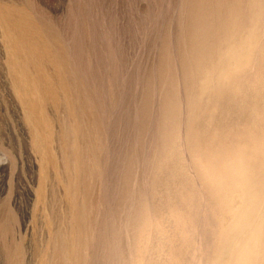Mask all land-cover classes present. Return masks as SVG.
<instances>
[{"label": "rangeland", "instance_id": "rangeland-1", "mask_svg": "<svg viewBox=\"0 0 264 264\" xmlns=\"http://www.w3.org/2000/svg\"><path fill=\"white\" fill-rule=\"evenodd\" d=\"M0 81V264H129L139 228L151 264H209L248 195L223 200L264 198V0H0Z\"/></svg>", "mask_w": 264, "mask_h": 264}, {"label": "bare ground", "instance_id": "bare-ground-1", "mask_svg": "<svg viewBox=\"0 0 264 264\" xmlns=\"http://www.w3.org/2000/svg\"><path fill=\"white\" fill-rule=\"evenodd\" d=\"M7 2V1H6ZM8 3V2H7ZM10 4V3H9ZM251 4V3H250ZM256 4V3H255ZM10 7V6H9ZM13 7V6H12ZM11 7V8H12ZM13 9H15V8H13ZM9 10H11V9H9ZM9 10H6L4 13H3V15H2V20H3V22H7V20H9V18H10V16H11V14H10V11ZM15 11V10H14ZM17 11V10H16ZM23 11H25L26 12V10L24 9ZM12 12H13V10H12ZM11 12V13H12ZM16 13V12H15ZM14 13V14H15ZM13 14V13H12ZM230 14V13H229ZM21 15V14H20ZM14 17V16H13ZM15 18V17H14ZM260 18V17H259ZM15 19H17V17L15 18ZM21 19V18H20ZM261 19V18H260ZM13 21V20H12ZM18 21V20H17ZM16 22V21H15ZM30 22H32V21H30ZM17 23V22H16ZM263 23V22H262ZM22 24H24V23H22ZM9 25V24H8ZM17 25V24H16ZM28 25V24H27ZM31 25V24H30ZM10 26V25H9ZM24 26V25H23ZM11 27V26H10ZM29 27V26H28ZM28 27H26V29H28ZM8 28V27H7ZM13 29H15V28H13ZM32 29V28H31ZM16 30V29H15ZM10 31V30H9ZM11 31H13L12 29H11ZM10 31V32H11ZM30 31V30H29ZM15 32V31H14ZM13 32V33H14ZM17 32V31H16ZM22 32V31H21ZM12 33V32H11ZM38 33V32H37ZM18 34V33H17ZM31 34V33H30ZM2 35V34H1ZM6 35V34H5ZM16 35V34H15ZM25 36H28L27 35V33H26V35ZM3 37H4V35H3ZM22 37V36H21ZM30 37V36H29ZM33 37V36H32ZM248 37V36H247ZM26 38V37H25ZM25 38H21V39H25ZM20 39V40H21ZM32 39V38H31ZM3 40V39H2ZM25 41H27L26 39H25ZM24 42V41H23ZM28 42V41H27ZM24 44H25V42H24ZM18 45V44H17ZM22 46V45H21ZM25 46V45H24ZM233 46V45H232ZM26 47V46H25ZM20 47H18V49H19ZM49 49V48H48ZM228 49H230L229 50V53H231V55L233 54L234 56L236 55V54H239L241 51H240V49L239 48H237L236 47V45H234L232 48L231 47H229ZM13 50V49H12ZM25 50V49H24ZM39 51V50H38ZM25 52V51H24ZM28 52V51H27ZM27 52L25 53L26 55H27ZM30 52V51H29ZM12 53V52H11ZM19 53V52H18ZM31 53V52H30ZM35 53V52H34ZM37 53V52H36ZM48 53V52H47ZM49 54V53H48ZM38 55V54H37ZM232 55V56H233ZM35 56V55H34ZM45 56H47V55H45ZM50 56V55H49ZM29 57V56H28ZM38 57V56H37ZM227 58L228 59H230L231 57L230 56H227ZM29 59V58H28ZM51 59V58H50ZM53 62V61H52ZM243 62H245L244 60H243ZM2 65V64H1ZM60 65V64H59ZM235 64H232V66H230V73L237 67V66H234ZM5 68V67H4ZM60 69H62V68H60ZM225 70V69H224ZM59 71V70H58ZM36 73V72H35ZM34 73V74H35ZM58 73V72H57ZM42 74V73H41ZM59 74V73H58ZM33 76V75H32ZM36 76V75H35ZM43 76V75H42ZM47 78L46 79H49L48 78V76H46ZM3 78V77H2ZM12 78V77H11ZM39 78H40V76H39ZM42 78V77H41ZM44 81H45V79H43ZM55 78H54V81L53 82H55ZM57 80H58V78H57ZM44 81L41 83V84H39L38 82H37V79H31V78H25V77H20V76H14L12 79H11V82L13 83V84H16L17 86H16V88H14V90H15V92H16V95H17V97L20 99V100H23V101H21V104H22V106L23 105H28L29 104V101L28 100H26V98L27 97H30V98H32V97H35V100H38L39 101V99H40V95H42L43 94V92L41 91V90H44V93L45 94H47L48 93V95H51L52 94V89H53V91H54V88H50V87H48L49 86V84H51L52 83V81H51V83L49 82V84L46 82V83H44ZM1 82V81H0ZM57 82V81H56ZM64 82V81H63ZM59 83V82H58ZM62 84V83H61ZM12 85V84H11ZM52 85H55V83H53ZM65 85H66V83H65ZM5 86H8V85H5ZM63 86V85H62ZM12 87H13V85H12ZM65 87V86H64ZM56 88V87H55ZM64 89V88H63ZM63 89H61V90H63ZM65 89H67V88H65ZM8 90V89H7ZM55 91H56V89H55ZM66 91V90H65ZM57 92V91H56ZM55 93V92H54ZM67 93V92H66ZM45 94H43V96L45 95ZM59 93H55L54 95H58ZM60 95V94H59ZM58 95V96H59ZM46 96V95H45ZM44 96V97H45ZM52 96V95H51ZM50 96V97H51ZM50 97H49V100H50ZM56 97V96H55ZM54 97V98H55ZM13 98V97H12ZM42 98V97H41ZM48 98V97H47ZM59 98H60V96H59ZM68 98V97H67ZM43 100V99H42ZM48 100V101H49ZM51 100H52V98H51ZM11 101H12V99H11ZM44 101V100H43ZM46 101V100H45ZM53 101V100H52ZM56 101H57V98H56ZM61 101H62V99H61ZM13 102V101H12ZM47 102V101H46ZM54 102V101H53ZM15 103V102H14ZM17 103V102H16ZM55 103V102H54ZM58 103H61V102H58ZM45 104V103H44ZM70 104V103H69ZM33 105V104H32ZM54 105H56V104H54ZM35 106H36V103H35ZM32 107H34V105L32 106ZM53 107V106H52ZM58 107H59V104H58ZM68 107V106H67ZM18 108V107H17ZM34 108H36V107H34ZM55 108H57V106L55 107ZM32 109V108H31ZM48 109V108H47ZM39 110V109H38ZM45 110V109H44ZM55 110V109H54ZM70 110V109H69ZM18 111V110H17ZM40 111V110H39ZM15 113V112H14ZM35 112H33V114H34ZM37 113V112H36ZM38 119H39V117H40V115H36V114H34ZM33 115V116H34ZM39 116V117H38ZM49 116V115H48ZM184 116H185V119H187V120H189V118H190V114H189V111H187L186 113H184ZM189 116V117H188ZM42 118V117H41ZM49 118V117H48ZM19 119V118H18ZM24 119V118H23ZM37 119V120H38ZM25 121V120H24ZM42 121V120H41ZM20 122H21V118H20ZM25 123V122H24ZM37 123V122H36ZM44 123V122H43ZM26 124V123H25ZM39 124V123H38ZM43 125V124H42ZM51 126V125H50ZM57 126V125H56ZM26 127H28V126H26ZM42 127V126H41ZM58 127V126H57ZM24 129V128H23ZM32 129V128H31ZM30 129V130H31ZM28 130V129H27ZM44 131V130H43ZM29 132V131H28ZM36 132V131H35ZM32 133V132H31ZM25 134V133H24ZM49 135V134H48ZM56 136V135H55ZM29 138V137H28ZM43 139V138H42ZM49 139V138H48ZM59 139V138H58ZM63 141V140H62ZM186 143H187V141H185ZM64 144V143H63ZM62 144V145H63ZM25 146V145H24ZM62 149V148H61ZM59 151V150H58ZM191 151V150H190ZM56 152H57V150H56ZM29 153V152H28ZM40 154V153H39ZM62 154V153H61ZM5 156L3 155V158H4ZM29 157H31L30 155H29ZM3 158H2V165L3 166H5L4 164V162H3ZM44 158V157H43ZM48 158V157H47ZM6 159V158H5ZM4 159V160H5ZM42 159V158H41ZM45 159V158H44ZM44 159H42V160H44ZM58 159V158H57ZM60 159V158H59ZM1 160V159H0ZM31 161V160H30ZM32 161H34V160H32ZM40 161V160H39ZM46 161V160H45ZM245 161V163L246 162H248V159H246V160H244ZM37 162V161H36ZM50 162H51V160H50ZM0 163H1V161H0ZM30 163V162H29ZM34 163V162H33ZM40 163H42V162H40ZM46 163V162H45ZM49 163V162H48ZM53 163V162H52ZM245 163H243L245 166H243V168L240 166L241 164H242V161H238L237 162V165L235 166L236 168H242V169H244V170H246L247 169V167H248V164H245ZM6 164H7V162H6ZM11 164V163H10ZM13 164V163H12ZM55 164H56V162H55ZM242 164V165H243ZM8 165V164H7ZM14 165V164H13ZM30 165H32V163L30 164ZM46 165V164H45ZM51 165V164H50ZM53 165V164H52ZM35 166V165H34ZM41 166H43L42 164H41ZM9 167V166H8ZM30 167V166H29ZM46 166H43V170H44V168H45ZM51 166H49V168H50ZM5 168V167H4ZM12 168V167H11ZM36 168V167H35ZM29 169V168H28ZM62 169V168H61ZM72 169V168H71ZM36 170V169H35ZM41 170V167H40V169H39V171ZM50 170H52V169H50ZM11 171V170H10ZM30 171V170H29ZM46 172V171H45ZM3 173V172H2ZM8 173V172H7ZM52 174V173H51ZM36 175V174H35ZM45 175V174H44ZM53 175H54V173H53ZM60 175V174H59ZM62 175V174H61ZM72 175V174H71ZM47 176V175H46ZM30 177V176H29ZM33 177H35L34 175H33ZM49 177L51 178V176L49 175ZM49 177H47V179L50 181V179H49ZM229 177V176H228ZM239 177H241L242 178V176H239ZM37 178H38V176H37ZM45 178V177H44ZM53 178V177H52ZM8 179V178H7ZM30 180H32V179H30ZM29 180V181H30ZM34 180H36V179H34ZM44 180V179H43ZM69 180V179H68ZM38 181H39V178H38ZM53 181H55V180H53ZM25 182V181H24ZM32 182V181H31ZM250 183H252L251 181H249ZM246 183V188H245V191H246V193H240L239 195H237V196H233V197H226L224 200H223V203H227V204H230V203H233V202H235V199L239 196V197H241V196H244V195H248V196H246V199H245V201H244V203L242 204V212H241V214H240V217H239V219L237 220V223L234 225V227L230 230V231H228V232H226V233H224L223 234V237H222V241H224V244H223V246L222 247H219L218 248V250L216 251V253L212 256V258H210L209 259V264H243V262H244V264H264V198H260V199H255V195L257 194L256 192H254L253 191V187L250 185V183ZM7 183V182H6ZM25 183H28L27 182V180H26V182ZM30 183V182H29ZM61 183V182H60ZM1 184V183H0ZM59 184V183H58ZM39 185V184H38ZM37 185V186H38ZM44 185V184H43ZM48 185V184H47ZM2 186H3V184H2ZM33 186H35L34 184H33ZM50 186V185H49ZM43 187V186H42ZM39 188V187H38ZM40 188H41V186H40ZM46 188H47V186H46ZM45 187H44V189H46ZM59 188V187H58ZM8 189V188H7ZM33 189V188H32ZM43 189V188H42ZM43 189V190H44ZM36 190V189H35ZM38 190V189H37ZM76 190V189H75ZM263 190H264V188H263ZM6 191V190H5ZM258 192L260 191V189L259 190H257ZM39 192V191H38ZM42 191H40V193H41ZM46 192V191H45ZM45 192H44V195H46L45 194ZM39 193V194H40ZM43 194V193H42ZM24 196V195H23ZM26 196V195H25ZM40 196V195H39ZM38 196V197H39ZM43 196V195H42ZM250 196H252V197H254V198H252V197H250ZM41 197V196H40ZM39 197V198H40ZM4 198H6V197H4ZM42 198V197H41ZM46 198V197H45ZM44 198V199H45ZM53 198V197H52ZM27 199V198H26ZM41 200V199H40ZM12 201H14V200H12ZM15 202V201H14ZM45 202H46V200H45ZM49 202V201H48ZM47 202V203H48ZM56 202V201H55ZM9 203V202H8ZM43 203V202H42ZM3 204H6L7 205V203H5V202H3ZM18 204H20V203H18ZM8 206V205H7ZM7 206H5V207H7ZM10 206V205H9ZM21 206V205H20ZM13 207V206H12ZM18 207V206H17ZM23 208H24V206H23ZM40 208V207H39ZM7 209H8V207H7ZM18 209V208H17ZM26 209V208H25ZM30 211V210H29ZM38 211V210H37ZM74 211V210H73ZM25 215V214H24ZM39 215H40V213H39ZM37 217V216H36ZM60 217V216H59ZM53 218V217H52ZM23 219V218H22ZM27 219V218H26ZM25 219V220H26ZM60 219V218H59ZM261 219V222H259V226H253V224H254V222H258L259 220ZM38 220V219H37ZM55 221V220H54ZM37 222V221H36ZM35 222V223H36ZM43 222V221H42ZM41 222V223H42ZM53 222V221H52ZM58 222H60V221H58ZM60 224V223H59ZM52 226V225H51ZM177 227H176V230L175 231H172V233H173V236L171 237V238H169V239H166V238H162V242H163V245H164V248H166V249H172V250H174V249H177V248H179V247H181V249H182V247H183V239H182V232H184V230L186 231V226L184 225V224H178V225H176ZM25 227V226H24ZM53 227V226H52ZM23 228V227H22ZM21 228V229H22ZM35 228V227H34ZM38 228V227H37ZM54 228V227H53ZM55 228H58V226L56 227L55 226ZM154 228V227H153ZM153 228H149L148 229V231H150V230H153ZM29 229V228H28ZM44 229V228H43ZM145 229H147V228H145ZM155 230V229H154ZM158 229H156L155 231H154V234L156 233V232H158L157 231ZM30 232L32 231V230H29ZM39 231V233H40V230H38ZM44 231V230H43ZM135 232H133L134 234L132 235V237H131V240H132V247H130V251H128V253H132V259H131V263H129V264H151V263H153L154 262V256H153V253H152V251L150 250V247H151V243H152V241L153 240H150L149 238H148V240L145 238V237H143V234H142V228L140 229H137V230H134ZM33 232H34V230H33ZM45 232V231H44ZM56 232H57V230H56ZM58 233V232H57ZM23 234V233H22ZM62 234V233H61ZM36 235V234H35ZM39 235V234H38ZM54 236V235H53ZM69 236V235H68ZM27 237V236H26ZM32 237V236H31ZM35 237V236H34ZM140 237V239L141 240H145V241H147L146 243H142V242H137L138 240V238ZM160 237V236H159ZM45 238V237H44ZM236 238H239V241H240V248L239 249H233V245H232V241H233V239H236ZM56 239V238H55ZM160 239H161V237H160ZM56 241V240H55ZM52 248V247H51ZM58 248V247H57ZM31 249V248H30ZM66 249V248H65ZM76 249V248H75ZM43 250V249H42ZM69 250V249H68ZM33 251V250H32ZM37 251V250H36ZM70 252H72V251H70ZM39 254V253H38ZM203 253H201L199 256H201ZM48 255V254H47ZM73 255V254H72ZM33 256V255H32ZM38 256V255H37ZM40 256V255H39ZM38 256V257H39ZM42 256V255H41ZM170 256H175V257H177V261H179L180 259H182V257H180V253H175V254H170V253H165V252H162V254L160 255V259H162V261L163 262H168L169 260H170V262L173 260H171V257ZM179 257V258H178ZM35 258V257H34ZM73 258V257H72ZM57 259V258H56ZM68 259V258H67ZM175 259V258H174ZM202 259V260H201ZM31 260H32V258H31ZM30 260V261H31ZM37 260V259H36ZM40 260V259H39ZM42 260V259H41ZM72 260V259H71ZM77 260V259H76ZM75 260V261H76ZM200 260L202 261V262H204V263H206L207 262V260H205L204 258H200ZM45 261V260H44ZM56 261V260H55ZM74 261V262H75ZM174 261V260H173ZM28 263V262H27ZM176 264V261L175 262H173V264ZM76 264V263H75Z\"/></svg>", "mask_w": 264, "mask_h": 264}, {"label": "clouds", "instance_id": "clouds-1", "mask_svg": "<svg viewBox=\"0 0 264 264\" xmlns=\"http://www.w3.org/2000/svg\"><path fill=\"white\" fill-rule=\"evenodd\" d=\"M233 245V249H239L240 248V241L239 238L233 239V241L231 242Z\"/></svg>", "mask_w": 264, "mask_h": 264}]
</instances>
